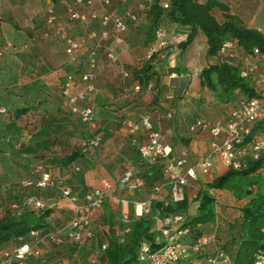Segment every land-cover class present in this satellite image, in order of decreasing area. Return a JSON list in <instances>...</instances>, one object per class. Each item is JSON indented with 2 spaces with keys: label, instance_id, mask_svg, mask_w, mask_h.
Here are the masks:
<instances>
[{
  "label": "crops",
  "instance_id": "1",
  "mask_svg": "<svg viewBox=\"0 0 264 264\" xmlns=\"http://www.w3.org/2000/svg\"><path fill=\"white\" fill-rule=\"evenodd\" d=\"M218 1L227 8L212 10L216 21L223 22L225 14L233 15L245 28L255 29L264 36V0ZM148 2L109 0V5L101 9L98 3L87 8L76 0H56L54 4L51 0H0V45L3 41L11 45L0 56V110H3L0 111V211L6 210L10 200L25 195L20 196L21 191L31 193L32 187H20L19 180L34 176L33 168L37 163L49 170L51 177L68 184L71 192L79 197L88 187H100L102 179L111 185L102 207L91 214L92 236L83 237L77 246L66 242L57 245L47 238L36 242L39 255L44 251L50 256L43 264H55L49 261L59 256L65 258V264H88L93 253L102 254L98 247L109 236V229L117 233V222L134 215L135 203L144 201L148 205L152 196L165 198L168 195L167 185L160 186L155 194L153 188L149 190L145 185L138 188L127 185L129 178L141 169L136 146L147 140L141 119H146L159 133L161 141L169 144L171 156L182 155L187 164L196 162L206 153L209 142L219 141L221 136L212 137L199 127L189 131L188 126L197 119L223 124L227 111L240 95L237 92L228 103L218 102L201 85L199 71L220 61H228L238 70L255 63L252 78L250 75V79H246L255 89V78L263 70L257 56L241 52L233 43L225 48V53L207 56L205 37L201 33L183 50L171 47L145 59ZM48 7L55 14L51 23L46 21ZM70 9L84 13L86 20L68 19ZM90 11L95 12V18L88 17ZM128 11L134 12L136 20L124 18L127 25L124 32H116L110 22L105 26L100 24V17L105 13L122 18ZM159 25L168 30L181 27L166 17ZM91 33L94 36H90ZM67 38L79 42L81 49L66 53ZM90 51L95 59L93 91L76 104L79 108L91 109L93 126L81 122L77 113L70 112L60 88L63 77L72 73L75 80L70 93L78 90V76L86 67ZM108 52L116 61L108 58ZM235 53L242 57L234 58ZM143 66L148 67V75L140 77L135 72ZM134 86H138V90H134ZM21 107H29V110L17 115ZM121 120L134 122L136 131L130 134L120 124ZM75 126L82 128L76 133L80 141H69L68 130ZM91 136L99 137V145L80 151L81 141ZM73 149L79 157L69 165L48 162L49 156ZM225 169L214 159L211 169L214 176ZM202 178L203 175L197 173L188 180L184 186L188 198L189 185L197 184V190ZM48 189L51 192L45 197L49 198L47 207L50 208L48 229L53 230L54 225L66 223L64 214L70 212V204L61 197L58 187ZM51 249L59 250L53 258ZM207 254L190 252L171 264H207Z\"/></svg>",
  "mask_w": 264,
  "mask_h": 264
},
{
  "label": "built area",
  "instance_id": "2",
  "mask_svg": "<svg viewBox=\"0 0 264 264\" xmlns=\"http://www.w3.org/2000/svg\"><path fill=\"white\" fill-rule=\"evenodd\" d=\"M84 7L89 8L95 3L102 6H108L109 0H76ZM203 3L206 0H195ZM162 8L167 7L166 1H161ZM47 22L51 23L55 19L54 11L51 7L47 10ZM89 18H95L94 11L88 13ZM86 15L75 10H68V19L85 21ZM124 18L129 21H135L136 15L131 12H125L123 17L112 16L105 13L100 17V24L105 26L111 23L116 32H124L126 23ZM104 34V33H103ZM188 30L184 27H179L175 30H168L164 26L158 25L153 30L152 40L148 42L145 48V59H150L153 55L158 54L162 50H168L186 40ZM90 36H94L93 33ZM66 53L79 51L81 45L79 42L67 38ZM230 46L229 42H224L219 50L220 53H225V48ZM11 48L8 41H3L0 45V56L4 51ZM230 56V54H227ZM250 55L258 57L259 61L264 63V54H260L257 48H253ZM108 58L114 62L116 57L108 52ZM95 59L93 52H89L86 59V67L79 74V88L74 93H70V88L74 82V75L67 73L61 82V94L67 98L69 110L71 113H77L81 122L94 125L93 113L89 107L79 108L77 101L83 100L88 93L93 91ZM256 70V64L251 63L246 67L238 70L239 76L247 79ZM257 83L254 96L241 95L236 98L234 104L229 108L226 114V119L223 124L220 121L206 122L201 119L195 120L188 126L189 131L195 128L206 129L212 137L221 136L219 141L212 140L209 142V147L204 156L193 163L187 164L185 158L180 156H171V148L169 144L161 141L157 131L152 129L151 124L146 119H141V126L147 133V140L139 143L136 146L139 156L148 163L161 161V172L163 181L160 184L153 186L154 192L162 185L168 186L167 200H180L183 198L185 191L184 186L189 179L196 177L197 173L207 175L211 172L214 159H218L226 168H238L243 162L244 156L248 155L256 158L264 151V126L259 128L252 138L243 142L244 138L249 135L254 123L264 121V74H257ZM138 86H134V90H138ZM3 111V110H0ZM120 124L124 126L130 134H133L137 129L134 122L121 120ZM99 145V137L91 136L81 141L79 145L80 151H86L89 148H94ZM78 169L77 166H74ZM34 176L19 180L20 187H36V188H59L62 198L66 199L70 204V215L66 223L53 230H37L31 229L29 237L32 241L17 237L13 245L0 251V264H25L27 258L39 255V248L36 247V242L41 238H47L54 244L60 245L63 242L69 243L72 246L79 245L83 237L92 236V228L90 217L93 210L102 207L106 199V190L111 187L105 179L101 180V186L88 187L79 197L71 192L68 184L61 183L60 180L51 177L49 170L45 169L41 163H37L33 168ZM127 183L129 188H138L143 185V179L138 175H133ZM49 198H43L35 194H25L19 199H12L8 202L6 210L12 214H19L27 207L43 208L47 207ZM136 206L138 209H136ZM148 206L144 201L134 204V214L139 215L147 212ZM4 211V210H3ZM0 211V215L3 213ZM125 218V216H122ZM185 214L176 212L165 215L162 219L155 218V228L159 231L161 244L158 248L152 249L149 243L141 240L138 243L136 259L140 264H171L179 257L187 254L188 249L198 250L205 247L208 243H215L214 232H205L194 238L193 243L188 244L185 241V236L188 233V227L183 225ZM127 227L123 228L126 231ZM264 230V229H263ZM106 246V240L100 242L98 249L102 250ZM214 251L207 258V264L228 263L229 255L214 246ZM96 254L93 253L88 259L93 262ZM254 264H264V251L255 253Z\"/></svg>",
  "mask_w": 264,
  "mask_h": 264
},
{
  "label": "trees",
  "instance_id": "3",
  "mask_svg": "<svg viewBox=\"0 0 264 264\" xmlns=\"http://www.w3.org/2000/svg\"><path fill=\"white\" fill-rule=\"evenodd\" d=\"M148 1L145 42L152 40L153 30L160 24L162 18L166 17L169 21L188 30L186 40L178 45L180 50L190 44L197 33H201L205 37L207 56H216L224 42L235 44L245 54H251L253 48H257L260 54H264V36L259 31L245 28L233 15L225 14L223 22L216 21L212 10L217 8L224 11L227 8L218 0H206L203 3L195 0ZM161 1L167 2L166 8L161 7ZM51 2L54 4L56 0ZM135 74H139L140 77L148 75V67H141ZM198 75L201 85L207 88L218 102L228 103L237 92L239 96L255 95V89L246 79L239 76L238 69L228 61L209 64L203 67ZM28 110L29 107H21L17 109V115ZM254 124L243 142L249 141L252 135L264 126V121ZM77 157L79 154L76 149H73L62 155L49 156L48 162L65 166ZM140 159L141 169L137 171V175L143 179V185L150 190L163 181L162 162L148 163L141 157ZM30 190L32 194L40 197L51 194L48 187H32ZM152 191L153 194L157 193ZM214 191L221 194L224 191L227 192L229 196L226 195V199L242 200L236 208V214L227 217L222 213L218 220L217 199ZM25 192L27 191L23 190L19 195L26 194ZM165 199L166 197L152 196L148 201L147 212L139 215L130 214L124 221L117 222L118 232L115 233L113 229H109L106 246L101 250L102 254L96 256L93 262L88 260V264H140L136 259L139 241L145 240L152 249L158 248L161 240L159 231L155 228V218L162 219L165 215L176 212L185 214L183 225L188 227V233L185 236L188 244L193 243L194 238L202 233L214 232L215 247L229 255V262L225 264H254L255 253L264 251V151L256 158L244 156L240 167H227L200 186L194 196L189 199L186 194L176 201L165 202ZM189 200H195L196 204L194 211L187 214L185 212ZM49 213V207H27L19 214L4 210L0 215V251L13 245L17 237L32 241L28 235L31 229L47 230ZM125 227L127 230L123 231ZM200 250L203 248L198 250L189 248L187 253H206ZM213 251L214 249L208 254ZM186 256L179 257L176 261ZM37 257L27 258L25 264H38Z\"/></svg>",
  "mask_w": 264,
  "mask_h": 264
},
{
  "label": "rangeland",
  "instance_id": "4",
  "mask_svg": "<svg viewBox=\"0 0 264 264\" xmlns=\"http://www.w3.org/2000/svg\"><path fill=\"white\" fill-rule=\"evenodd\" d=\"M101 9H105L104 6L100 5ZM134 13V12H133ZM234 53V52H233ZM234 58L236 57H242V54L240 53H235L233 55ZM237 59V58H236ZM239 59H242V58H239ZM261 66L263 68V70L260 72L262 74H264V63L261 62ZM246 67V66H245ZM253 75V74H252ZM252 75L250 76L252 78ZM249 77V79H250ZM256 80V78H255ZM73 125L75 124V122L72 123ZM70 125V124H68ZM82 128L79 127V126H75L73 130H68L69 131V135L67 136V138H69L68 140L69 141H80V139L77 138L76 136V133L79 132ZM73 138H76L75 140H73ZM259 171H261V169H259ZM213 173L210 172L209 174L207 175H203V178L200 180V182L202 183L200 186H202L206 181L210 180L212 177H213ZM196 187H197V184H195V186H190L189 185V189H190V197H193L191 194L195 193L196 192ZM187 191V189H186ZM226 195L229 196V194L227 192H223V194H221L220 192H217L216 194V199H217V209H216V213H217V217H218V220H219V216L220 214H224L226 215L227 217L228 216H231L233 214H236L237 210V206L240 204L241 201H236L234 198L233 199H226ZM189 197V198H190ZM188 198V199H189ZM196 204L195 200L192 201V200H189L188 201V204H187V211L185 213H192L194 211V205ZM67 214H64V220L68 219L69 215H70V212L67 211L66 212ZM65 224V222L62 224V225H54L56 228L57 227H61ZM53 227V228H55ZM48 230H52V229H48ZM216 244H213L212 242L211 243H208L204 248L203 250H200V251H206L207 253H209L208 251H212L214 246ZM54 247V246H53ZM59 251V250H56V249H51V253H54L52 255V258L55 256V253ZM58 253V252H57ZM198 253V252H197ZM47 256V257H46ZM50 256L49 255H46V253L43 251L41 255H38L37 259H38V264H43L45 262L46 259H48ZM63 261H65V258H62V256L60 257H55L53 259H51L49 262H53L55 264H65L63 263ZM58 262V263H56ZM48 264V263H47ZM51 264V263H50ZM67 264V263H66Z\"/></svg>",
  "mask_w": 264,
  "mask_h": 264
}]
</instances>
